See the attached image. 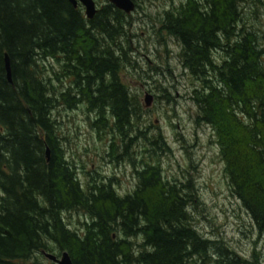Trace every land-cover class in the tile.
<instances>
[{
  "label": "trees",
  "instance_id": "16d2710c",
  "mask_svg": "<svg viewBox=\"0 0 264 264\" xmlns=\"http://www.w3.org/2000/svg\"><path fill=\"white\" fill-rule=\"evenodd\" d=\"M240 1L188 0L187 10L170 14L166 26L204 84L197 101L216 125L236 194L264 234V51L238 26ZM126 16L111 3L88 19L69 0H0V264H22L51 251L50 242L67 250L74 264H195L197 257L203 264H244L198 231L189 213L190 187L163 177L159 162L142 159L135 190L120 195L111 179H93L85 188L64 153L52 115L60 95L72 94L99 119H112L110 128L129 137L126 148L134 128L148 139L121 77ZM218 47L226 53L221 64L212 57ZM50 59L62 60L64 77L72 79L60 95L44 75ZM226 118L242 139L221 124ZM149 145L167 148L161 135ZM80 211L89 218L82 232L65 217ZM134 237L142 239L139 249Z\"/></svg>",
  "mask_w": 264,
  "mask_h": 264
},
{
  "label": "rangeland",
  "instance_id": "374dc122",
  "mask_svg": "<svg viewBox=\"0 0 264 264\" xmlns=\"http://www.w3.org/2000/svg\"><path fill=\"white\" fill-rule=\"evenodd\" d=\"M95 1L98 11L110 4L109 0ZM134 1L136 9L126 14V33L120 38L127 48L122 58L121 77L139 107L135 122L148 139L137 134L134 128L130 135L134 137L133 142L126 148L129 137L122 138L115 128H110L112 119H99L100 115L91 110L86 101L73 102L72 94L62 97L60 93L71 85L72 79L64 77L62 60L50 59L43 69L56 94L60 95L52 115L57 121L64 153L85 188L93 179H111L114 190L120 195L135 190L136 168L141 166L142 159L159 162L163 177L179 188L190 187L185 189L191 199L189 213L201 234L219 242L217 246L236 253L244 264H264V234L259 232L250 211L236 194L216 125L196 98V90L202 92L204 84L191 73L181 40L169 33L166 26L168 16L186 11L189 2ZM239 7L243 8V19L238 26L252 33L264 51V0H242ZM82 8L85 12V7ZM220 52L212 54L218 64L226 57L222 49ZM146 95L151 97L150 106H146ZM234 122L226 118L221 124H228L229 132L242 139L241 130ZM159 135L167 144L165 150L149 145V139ZM126 149L136 159V166L128 160ZM65 217L72 228L80 232L85 229L88 217L81 211L66 213ZM132 240L139 249L141 237ZM50 247L49 252L61 256L63 251L55 243L50 242ZM195 260V264H203L199 257ZM22 264L56 263L37 252Z\"/></svg>",
  "mask_w": 264,
  "mask_h": 264
},
{
  "label": "water",
  "instance_id": "95a60500",
  "mask_svg": "<svg viewBox=\"0 0 264 264\" xmlns=\"http://www.w3.org/2000/svg\"><path fill=\"white\" fill-rule=\"evenodd\" d=\"M75 7L82 4L85 7V14L88 19H92L98 12L97 4L95 0H69ZM109 2L115 5L120 10H123L127 14L132 13L136 9V3L134 0H109ZM5 66L7 70V77L9 81L12 80V66L10 57L8 54L5 56ZM146 106H150L152 100L150 95H146ZM47 156L50 158V149L47 148ZM42 253L56 264H74L73 258L70 253L65 250L61 256L58 257L56 254L42 250Z\"/></svg>",
  "mask_w": 264,
  "mask_h": 264
},
{
  "label": "flooded vegetation",
  "instance_id": "af4514ba",
  "mask_svg": "<svg viewBox=\"0 0 264 264\" xmlns=\"http://www.w3.org/2000/svg\"><path fill=\"white\" fill-rule=\"evenodd\" d=\"M136 6H137V4H136ZM212 53H214V54H215V53H216V54H217V53H221V52H220V48H219V47H218V48H214L213 51H212Z\"/></svg>",
  "mask_w": 264,
  "mask_h": 264
}]
</instances>
